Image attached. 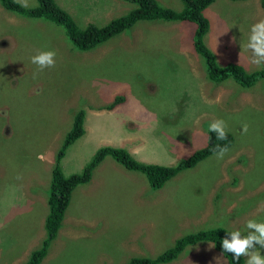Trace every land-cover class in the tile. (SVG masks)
<instances>
[{"label": "rangeland", "instance_id": "374dc122", "mask_svg": "<svg viewBox=\"0 0 264 264\" xmlns=\"http://www.w3.org/2000/svg\"><path fill=\"white\" fill-rule=\"evenodd\" d=\"M54 1L80 27L102 25L130 7L122 0ZM35 5L28 0V7ZM203 13L209 22L203 40L219 65L264 68L250 62L247 49L251 25L264 19L260 0H215ZM167 22L139 21L82 51L52 21L0 4V264L22 262L46 237L51 169L74 111L83 108L85 120L89 111H110L115 106L105 105L127 87L122 95L132 98L118 104L116 120L124 124V138L135 140L127 145L140 161L175 164L205 144L215 119L228 124L229 151L222 160L212 154L159 189L121 164L110 174V157H104L93 170L95 183L70 201L40 264H121L133 256L154 257L189 232L217 226L244 231L249 219L264 221V80L250 86L210 80L193 49L196 25ZM171 29L175 43L168 41ZM47 49L56 52L55 67L39 71L31 57ZM103 85L113 94L109 101ZM75 144L60 162L65 175L80 172L95 153L94 146L81 153ZM139 232L157 245L137 246ZM209 244L189 245L160 264L190 257L195 264H227Z\"/></svg>", "mask_w": 264, "mask_h": 264}, {"label": "trees", "instance_id": "16d2710c", "mask_svg": "<svg viewBox=\"0 0 264 264\" xmlns=\"http://www.w3.org/2000/svg\"><path fill=\"white\" fill-rule=\"evenodd\" d=\"M123 1L134 4V7L117 17H112L102 25L88 23L84 27H80L77 21L67 11L57 5L54 0H36V5L33 7H23L17 0H0V4L9 11L15 12L23 17L45 18L52 21L63 29L71 45L75 49L82 51L92 49L130 30L139 21L188 20L196 25L192 38L193 49L202 57L207 77L210 80L220 81L226 78H232L242 86L253 85L259 79L264 80V68L248 72L243 66L236 63H228L224 66L219 65L214 53L204 43L203 37L208 30L209 22L203 11L215 0H181L183 7L180 10L161 5L156 0ZM260 4L264 9V0H260ZM122 94L124 93L117 94L105 106L111 109L119 103L131 100L132 95L130 93L125 96ZM103 97H106V93ZM85 114L83 108L74 111L71 126L65 133L61 146L56 150L48 189L47 201L49 210L45 218L46 237L42 245L39 248L31 250L26 260L21 264H40L47 254L50 240L55 237L58 231L66 208L70 203L73 189L91 179L93 170L101 163L104 157L109 156L128 170L143 173L146 176L149 186L157 189L177 173L197 165L201 160L214 154L213 149L217 144H228L229 146L233 140L232 134L229 131L226 141L216 140L215 134L207 131L205 144L173 165L143 162L136 159L125 147L101 145L96 148L93 157L80 172L65 175L60 162L65 156L67 149L83 135ZM228 231L231 230L217 226L189 232L176 238L171 246L157 256H133L121 264H159L168 262L179 255L187 246H195L201 242H211L214 244L215 249L220 251L227 259V264H244L243 257L237 262L231 254L223 253L222 251L221 241Z\"/></svg>", "mask_w": 264, "mask_h": 264}, {"label": "clouds", "instance_id": "9594fccd", "mask_svg": "<svg viewBox=\"0 0 264 264\" xmlns=\"http://www.w3.org/2000/svg\"><path fill=\"white\" fill-rule=\"evenodd\" d=\"M18 2H20L23 7H28V0H18ZM247 49L251 53L250 62L257 68L264 66V19H260L251 25ZM31 62L37 65L39 71L53 68L56 64V52L53 49L40 50L31 57ZM208 131L215 134L216 140L226 141L228 139V124L223 119L213 120L209 124ZM247 131L248 125L245 123L242 125V132L247 133ZM209 138L211 139V137ZM228 151V144H217L213 149L216 158L220 160L224 158ZM260 207L261 210H264V203H262ZM212 246L214 247L215 245L212 244ZM221 246L223 253L231 254L233 259L237 262L243 257L246 258V264H264V254L261 253V249H264V221L249 219L246 222L244 231L237 228L226 232L225 237L221 241Z\"/></svg>", "mask_w": 264, "mask_h": 264}, {"label": "crops", "instance_id": "0c3cea01", "mask_svg": "<svg viewBox=\"0 0 264 264\" xmlns=\"http://www.w3.org/2000/svg\"><path fill=\"white\" fill-rule=\"evenodd\" d=\"M165 1L167 3H163L164 6L171 7V5H169V4H172L171 8H173L175 10H180L183 7V3L181 2V0H165ZM122 2H124V5L125 4H127L128 6L130 5L128 10H130L131 8L134 7L133 4H131L129 2H126V1H123V0H122ZM127 11H125V12H127ZM125 12H123V13H125ZM111 18H109V19H111ZM109 19H107V21ZM148 21H150V20H148ZM167 23H178V24H172L171 27H175L176 25H181V20L178 21V22L168 21ZM167 32H169L168 41L170 43H175L174 42L175 36H173L175 30L171 29V30H169ZM144 35H145V33L141 34L143 39H144ZM120 85L121 84H118L117 86H120ZM103 87H104L103 89L105 90V93H106L105 100L109 101L107 97L111 98V96H113V94H111V92H110V87H108L106 85H103ZM128 89L129 88L127 87L124 90L120 91L119 93H125L126 90H128ZM115 107L113 109H111L110 111H107L106 109H102L100 111L94 110V112H91V111L87 112L86 120L84 121V133H83L82 137L78 138L72 144V145H74L75 143H77L78 146H81V147L84 148V150L79 151V152L83 153L85 151V149H87V148H89L91 146H94L95 150H96V148H98L101 145H115V146L125 147L126 149H128L129 152H131L135 156V151L130 149L128 147V145H127V142L130 143V144H134L135 140L133 138H131L130 140H126L124 138V135H125L124 133L125 132H124V130H122V128L124 127V124H120L116 120L117 113H118V109H117L118 104ZM99 127L106 128V131H104L103 133H99L98 132ZM148 163H155V162H148ZM107 165H108V172L110 174H111V170L112 169H115L116 171H120V168H118V166H117V165H119V163L117 161L113 160L112 158H109ZM165 165H168V164H165ZM98 167H100V164L96 168H98ZM97 178H98V176L93 173L92 177H91V179L89 181H87L86 183H83V184H80V185L76 186L73 189V193H72V195L70 197V201L72 202L78 195H81V194H84L85 192H87L89 187H91L92 184L95 183ZM90 181H91L92 184H89ZM66 210H67V208H66ZM65 220H66V213H65ZM75 227L76 226H73V228H75ZM204 243H210L209 245H211L212 249L217 251V253H218L217 257L223 258L224 260H226L225 257L222 255V253H220L217 249H215V247L212 246L211 242H201V243H199V245H202ZM135 244L137 246H141L142 244H144V245L148 246L149 248H152L154 245H157L156 243L148 244L147 241L145 240V238L143 239L141 237V232L138 233V237L135 240ZM65 248H67V246H65L62 249H65ZM261 253L263 254V249H261ZM191 258L192 257H190V260H188V261L181 262V264H190V263H194L195 264V261L191 260ZM22 262H20V263H22ZM20 263H18V264H20ZM244 264H246V258H244Z\"/></svg>", "mask_w": 264, "mask_h": 264}, {"label": "bare ground", "instance_id": "6f19581e", "mask_svg": "<svg viewBox=\"0 0 264 264\" xmlns=\"http://www.w3.org/2000/svg\"><path fill=\"white\" fill-rule=\"evenodd\" d=\"M178 22V21H177ZM120 35V34H119ZM118 36V35H117ZM116 37V36H115Z\"/></svg>", "mask_w": 264, "mask_h": 264}]
</instances>
